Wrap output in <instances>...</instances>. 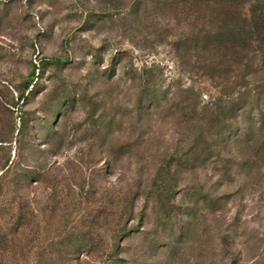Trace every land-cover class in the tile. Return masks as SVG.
I'll return each instance as SVG.
<instances>
[{"label": "rangeland", "instance_id": "obj_1", "mask_svg": "<svg viewBox=\"0 0 264 264\" xmlns=\"http://www.w3.org/2000/svg\"><path fill=\"white\" fill-rule=\"evenodd\" d=\"M213 2L0 0V264H264L257 4Z\"/></svg>", "mask_w": 264, "mask_h": 264}, {"label": "trees", "instance_id": "obj_2", "mask_svg": "<svg viewBox=\"0 0 264 264\" xmlns=\"http://www.w3.org/2000/svg\"><path fill=\"white\" fill-rule=\"evenodd\" d=\"M254 2H256V9L253 12V20L250 19V28H251V32L253 35L252 38V43L256 46V52L260 55L261 58H264V0H253ZM221 2L220 0H216V2H213V4L215 5H219ZM213 17V16H211ZM50 61H54V60H50ZM57 63H61L60 61H56ZM36 76V72H33V77L31 82H29L26 86V88H30L33 86H35L34 80ZM21 101H25L26 100V95L23 94L20 97ZM243 103V96L241 94L235 95L234 98L230 99L226 104L227 107L224 109L226 112L230 115L235 114L236 111H239L242 106ZM247 116L249 115V113H246ZM258 117L260 119V123H258L257 125H259L260 127V131L263 132L264 131V113L262 112H258ZM253 116V114H252ZM249 121L251 120V116L249 115V117L247 118ZM246 131L243 133L244 137H247L246 139L249 141V139L252 138V136L255 135L251 134L253 133V129L248 128L245 129ZM232 130L231 131H223L222 133L218 134L217 136V140L215 142L214 145L210 144L209 142L206 143V153H210L215 155V157L217 158H221V153L225 150L227 142L230 140V137H232ZM243 140V139H241ZM240 141V139H239ZM197 161V160H195Z\"/></svg>", "mask_w": 264, "mask_h": 264}]
</instances>
